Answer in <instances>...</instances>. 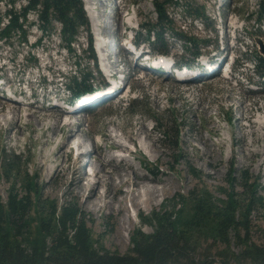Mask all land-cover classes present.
Listing matches in <instances>:
<instances>
[{
	"label": "rangeland",
	"instance_id": "obj_1",
	"mask_svg": "<svg viewBox=\"0 0 264 264\" xmlns=\"http://www.w3.org/2000/svg\"><path fill=\"white\" fill-rule=\"evenodd\" d=\"M152 1L90 0L85 2L81 0L83 7L84 5L87 7V4L93 5V11L96 16L98 15L100 22V26L96 27L97 32H100L106 41L107 50L105 53H109L111 61L117 63L114 70L121 72L119 75H123L125 83L121 85L120 76L115 78V82L123 86L120 99L102 102L90 111L86 108L73 116V122L76 125L78 123L82 125L80 129L84 132L85 137L79 139V135L76 134L72 145L81 141L80 150L87 151L96 142L95 157L114 155L117 156V160L123 157L133 165L139 174L150 179L146 183L147 186L159 189L162 182L167 180L173 185L170 190L165 194H158L150 205L141 203L138 208L132 207L128 199H122L120 193H114L104 200L106 203H111V210L106 206L95 210L86 209L76 187L80 183L83 184L86 178L84 174L90 183L97 180L89 173L93 172V169L99 171V164L91 161L84 166L85 172H80L81 164L76 163L77 151L74 146V150L66 147L61 155L55 156L54 154L65 137V129H62L61 133L50 130L54 119L60 121L58 116L62 111L60 107H50V105L55 98L60 104L63 99H68L70 95L68 96L63 88L68 80L81 71L90 76L93 88H98L101 91V87H105L107 84L108 87L111 86L99 77L96 78L101 73L99 66L88 61L87 36L92 37L91 30L94 32V29L90 30V27L88 32H80L73 43L74 56L69 55L60 46L57 24H55V33L49 38L41 39V45L36 48H33L32 44L40 38V34L35 26L27 30L26 43H19L17 40L8 44L0 42V76L17 91L27 94V87L30 90L34 89V99L31 100L28 97V101L25 103L28 105L31 101L34 102L29 106L18 105V117L13 119L11 130H7L11 116L8 111L11 108L7 106L8 102H5L6 100L0 96V150H5L7 155L11 153L19 155L21 157L20 171L25 169L28 174L37 176V195L40 200H56L59 203L69 199L74 200L88 220L87 225L92 232V237L106 251L118 255L128 254L130 250L129 237L133 230L140 228L144 234L152 232L153 225L142 226L138 215L147 217L151 211L158 209L173 211L177 195L186 196L187 192L194 187L200 193L201 191L208 192L209 200L213 204H217L219 199H223L220 191L227 189L226 177L229 171H247L248 175L252 179H257L261 185L260 192L263 199V208L255 211L251 216L250 237L253 243L264 246V164L257 168L256 158L249 162L243 158L239 152L241 142L237 129L238 122H236L238 101H243L249 107L251 121L258 119L257 115L262 116V110L258 112L257 109L264 106V79L258 77L255 65L258 56L264 57V54L258 50L257 42L258 40L264 47V19L261 27H256L253 22L258 16V0H193L197 7H203L204 13L208 17L207 26L199 20H191L180 11L173 13L170 9L168 10L174 19L176 32L181 31L187 36L197 38V43L201 45L199 49L201 53L211 52L210 50L214 48V51L217 50L216 56L224 58L225 50L229 52L227 61L231 56L235 58L233 59L234 77L232 79L222 77L220 74L216 75L217 71L213 75L211 72L205 74L200 72L197 79L183 83H176L166 75L148 73L143 67H140L137 60L121 47L124 44L121 41L122 28L117 33L120 38L119 42H114V39L112 41L116 31L115 24L117 25L118 22L120 26V22L126 23L127 18H131L133 23L131 21L128 23L133 29L137 24L154 22ZM8 4V0H0V18L3 17ZM23 4L24 2L17 0L15 2L16 10L19 5ZM87 14L85 12L86 16ZM34 19V15L28 16L29 21H34ZM2 22L5 23V19L2 18ZM123 27L125 26L123 25ZM105 31L108 33L106 34ZM137 31L134 30L132 34L143 38L144 33L137 35L135 33ZM169 42L168 56L166 55L168 59L171 56V59L174 57L176 61H179L180 55L187 54L186 51H183L182 44L173 40ZM141 45H145L143 49H138V51H142L141 59L149 58L148 50H146L148 49L147 44ZM116 46L119 52L115 51ZM209 57H212V53L209 54ZM31 60L35 62L32 63ZM211 61L217 60L212 59ZM74 62H77L78 65L75 66ZM52 80L56 82V84L53 83L56 88L51 87L53 92H49L48 87L41 92L40 85ZM103 82L107 84H103ZM250 83H252V87L249 86ZM236 84L242 87L238 88ZM127 86L130 87L131 92L126 96ZM45 101H48L49 104H46ZM132 112L134 114H131ZM31 113L33 116H29ZM141 123L146 126L151 139L160 151L156 158L142 149L141 143H149V139L144 134L136 138L135 144L132 143L135 147L120 135L121 131L135 135ZM246 123L243 121L239 124L245 126ZM159 124L165 125L167 128L172 126L179 130L176 144H172L161 136L158 131ZM106 131H110L112 135L117 134L120 136L119 139L113 141L101 136ZM247 132L248 129H246ZM256 135L258 141L247 147L245 153L248 149L262 151L264 128L256 129ZM200 139L207 142L219 160L218 165L205 164V158H202L201 155L206 147ZM250 140L251 137L246 135V141L250 143ZM116 141L122 142L128 147L127 151L134 150V154L128 155L116 147L118 153L108 149V147L116 145ZM191 170H195L197 176H194ZM105 171L110 170L106 167ZM97 177L101 180L97 190L99 193H103L105 191L103 182L108 181V173L100 171ZM21 179L22 174H18L16 180ZM111 181L114 185L119 183L115 176L111 178ZM9 186L10 182H7L0 172V196L3 202L6 200ZM15 186L18 190L20 189L19 185ZM119 186L120 191H124V186ZM234 192H240V189L236 187ZM32 200H34L33 195ZM121 205L125 208L123 216L122 212L117 211ZM124 217L128 218L130 226L119 230L118 220ZM31 218H35L33 211ZM34 224L35 222L32 223V225ZM116 232L120 233L123 243L116 241ZM231 238L233 239V237L229 238L230 250L236 252L238 248L235 247ZM202 241L203 238L197 242L202 243ZM210 243L212 244L210 245L211 254L220 247L216 242H203L200 248H194L195 255L201 254L206 248V244L208 246Z\"/></svg>",
	"mask_w": 264,
	"mask_h": 264
},
{
	"label": "trees",
	"instance_id": "obj_2",
	"mask_svg": "<svg viewBox=\"0 0 264 264\" xmlns=\"http://www.w3.org/2000/svg\"><path fill=\"white\" fill-rule=\"evenodd\" d=\"M8 1L2 17L5 23L0 18V42L26 43L27 30L35 26L40 38L32 47H38L41 39L55 33L57 24L60 46L74 56L72 45L80 32H88L89 26L81 0H21L24 4L17 10V0ZM151 6L154 22L139 24L137 35L143 32L144 37H137L136 42L165 54L170 47L169 41L179 42L187 54L180 55L176 63L191 69L201 53V45L197 38L176 32L168 10L180 11L207 26L208 17L203 7H197L193 0H153ZM257 7L258 16L253 22L261 27L264 0H258ZM30 14L35 16L34 21L28 20ZM86 50L88 61L95 62L89 35ZM255 65L258 77L264 79V57L258 56ZM91 82L87 73L79 71L68 80L65 89L76 99L91 90ZM159 126L161 136L176 144L179 130ZM0 155V172L10 182L4 202L0 196V264H264V246L253 243L250 237L251 216L263 208L261 185L247 171H229L227 189L220 191L223 199L217 204L209 200L208 192L200 193L194 187L186 196L177 195L173 211L158 209L147 217L139 215L142 226L153 225L152 232L144 234L140 228L133 230L128 254L118 255L106 251L92 237L88 220L74 200L63 203L40 200L37 176L28 174L25 169L20 171L21 157L14 153L7 155L5 150H0ZM20 172L22 179L16 180ZM191 172L197 176L195 170ZM236 187L240 192H234ZM229 235L238 248L236 252L230 250ZM202 238V243L212 241L220 247L211 254L212 244H206L197 256L194 248H200L202 243L197 241Z\"/></svg>",
	"mask_w": 264,
	"mask_h": 264
},
{
	"label": "bare ground",
	"instance_id": "obj_3",
	"mask_svg": "<svg viewBox=\"0 0 264 264\" xmlns=\"http://www.w3.org/2000/svg\"><path fill=\"white\" fill-rule=\"evenodd\" d=\"M85 2H88L90 0H83ZM87 4V3H86ZM87 12H88V16L90 18V22L91 25L93 26V29L96 30L97 32V26H100V22H99V18L96 16L95 12L93 11V5L92 4H87ZM125 18V17H123ZM128 21L132 22V19L127 18ZM233 28V26H231ZM115 28H116V33L119 31L120 28H122L121 26H119V22L116 25L115 24ZM234 30V29H233ZM105 33L107 34L108 32L105 31ZM101 39V37L99 38L97 35V40ZM101 42V41H99ZM126 43H124L125 45ZM105 47V46H104ZM107 49H104V51H106ZM117 46H116V50ZM232 51V50H231ZM119 52V51H118ZM111 53V52H110ZM105 55L108 58L107 65L109 66V68L112 69H116L117 67V63L111 61L109 53H105ZM213 57V56H212ZM212 57H209L207 59V62L210 64V66H216V64H218V62L221 59V56H217L214 60H217L215 62H212L211 60L213 59ZM219 57V59H217ZM137 63L140 67H143V69L147 72L148 68L146 67V62H144L141 57H137L136 58ZM120 63V62H119ZM157 63V62H156ZM160 63H158L159 65ZM162 64L164 66H166L167 62H162ZM157 65V64H156ZM157 68V67H155ZM191 69H195L196 72L192 71L190 73L191 80L193 79H197V77L200 75V72H203L202 70V65L201 63L195 64L193 65V67ZM122 71L123 68H121ZM214 71V73H213ZM211 72V75L215 74L216 71L213 70ZM206 70L203 72V74L205 73H209ZM117 73H121L119 70H117ZM183 76V75H181ZM188 79V77L186 78ZM238 86V88H241L242 86L236 84ZM235 85V86H236ZM252 86V85H250ZM120 90V91H119ZM108 92H111V94L109 96H103L104 94L102 92L94 94L91 98H87V99H80L77 100V109L83 111L86 108L95 106L97 104H100L102 102H106L112 99H116L118 97L119 94L122 93V89H120L119 86L117 87H112L109 90H106ZM115 92V93H114ZM102 93V94H101ZM109 94V93H107ZM10 101V100H9ZM7 102V101H5ZM16 102H8L7 106H9L11 109H9L8 113L11 115L9 120L10 122L8 123V128L7 130H11L13 127V119L18 117V105L15 104ZM260 110H262V116L259 117V115H257L258 119L256 118L255 120H250L249 116H250V109L249 107L243 102V101H238V105L236 106V112L238 114V116L236 117V122H238L237 125V129L239 131V138H240V142H241V149H240V153L242 154L243 158L246 161H251L253 158L257 159V165L256 167L259 168L262 164H264V145L262 146V151L255 149V150H251L248 149V151L245 153V149L249 146H251L252 144L256 143L258 141V137L256 135V129H263L264 128V106H260L258 107L257 111L259 112ZM78 113H70V114H66L64 113H60V115L58 116L60 118V121L57 119H54L50 130L52 132H60L62 131V129H65V137L62 140V142L60 143V145L57 147L56 151H55V156L61 155V153L63 152L64 148H68V149H74L77 150L76 152V163L81 164L80 167V172L84 171L85 172V168L84 166L87 165L89 162L93 161V162H97L100 166L99 171L96 169H93V172L89 173L90 176H94V178H97V180H95L94 182L90 183L88 180V177L84 174V176L86 177L83 181V184H78L77 185V191L79 193V195H81L82 197V202L84 204V207L86 209H91V210H95V209H100L103 206L108 207L109 210H111V203L108 202H104L105 199L109 198V195H112L114 193H120L122 199H128L131 203V206L134 208H138L139 205L141 203H144L146 205H150L151 202L158 196V194H165V192H167L168 190H170L172 188V184L167 181L164 180L162 182L161 188H156L154 186H147L146 183H148V181H150V179L146 178L144 175L139 174L135 168L133 167V165L131 163H129L127 160L120 158L117 160V156L114 155H104V156H98L95 157V151L97 149V147H95L96 142H94V146H91V148H89L87 151H81L80 148L82 147V143L81 141H78V143H73L72 145V141L75 138V135H79V139H82V137H85L84 132L82 131V129H80V127L82 126L81 124H75V122H73L72 118L74 115H77ZM29 116H33V114L31 113ZM7 121V118H5ZM8 120V121H9ZM247 122L245 126L239 124L240 122ZM78 122V121H77ZM76 122V123H77ZM246 129H248V132L246 133ZM121 136L123 137V139H126L128 142H131L130 144L133 145L132 143H136V138L141 135L144 134L146 138L149 139V143L145 144V143H141V147L142 149H145L146 151H148V153L151 156H154L153 158H156L158 154H160V151L157 149L155 142L151 139L150 134L148 132V129L146 128V126L141 123L138 130L136 131L135 135H130L127 134L123 131L120 132ZM246 135H249L251 137L250 143H248L246 141ZM101 136H104L106 138H110L114 141V139H119L120 136H118L117 134L112 135L110 131H106L103 132L101 134ZM99 135V138L101 137ZM201 142L203 143V145L206 147L205 151L203 152V154L201 155L202 158H205V164L206 165H212V166H216L219 164V160L217 157H215L214 153L212 152L211 148L209 147V145L207 144V142L203 139H200ZM117 142V141H116ZM115 143V142H114ZM90 145V144H89ZM134 146V145H133ZM119 148L121 151H125L127 152L128 148L121 142V143H116V145L108 147V149H113V148ZM135 147V146H134ZM73 149V150H74ZM79 149V150H78ZM117 162V163H115ZM109 168L110 171H105V168ZM102 171L104 173H108V181L103 182V185L105 187V191L103 193H99L97 188L98 185L101 184V180L99 179L98 173ZM264 174V173H263ZM115 176L118 178L119 183L118 185L124 186V191H120V188H118V185H114L113 182L111 181V178ZM131 176V177H130ZM147 181V182H146ZM113 190V191H112ZM117 211L122 212V216L125 215V208L123 205H121ZM128 226H130V222L128 220L127 217L121 218L118 220V227L119 230L121 229H125ZM115 238L116 241L118 243H123V239L120 235L119 232L115 233Z\"/></svg>",
	"mask_w": 264,
	"mask_h": 264
},
{
	"label": "water",
	"instance_id": "obj_4",
	"mask_svg": "<svg viewBox=\"0 0 264 264\" xmlns=\"http://www.w3.org/2000/svg\"><path fill=\"white\" fill-rule=\"evenodd\" d=\"M258 42V48H259V51L260 53L264 54V47L262 46V44L257 40Z\"/></svg>",
	"mask_w": 264,
	"mask_h": 264
}]
</instances>
